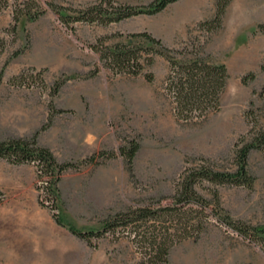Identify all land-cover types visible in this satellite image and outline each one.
<instances>
[{
	"label": "rangeland",
	"instance_id": "1",
	"mask_svg": "<svg viewBox=\"0 0 264 264\" xmlns=\"http://www.w3.org/2000/svg\"><path fill=\"white\" fill-rule=\"evenodd\" d=\"M47 1L65 8L67 22L48 10L36 22L22 19L14 32L12 11L0 12V44L5 45L0 48V140L30 138L40 131L39 144L60 162L78 163L96 154L99 163L63 175L59 211H54L43 203L44 185L34 164L0 160V264H140V249L127 233L85 241L59 225L56 216L76 229L98 230L106 219L129 209L170 203L179 176L202 160L234 169L239 138L264 131V34L258 31L264 0H230L214 31L202 24L215 18L219 0H180L158 14L107 24L77 20L99 5L109 8L108 0ZM156 1L112 0V6L146 12ZM146 32L179 58L227 67L219 112L205 120L179 119L166 89L170 63L164 57L157 56L138 76L106 66L108 48ZM250 74L255 78L244 84ZM19 76L30 85H13ZM41 79L46 88L34 85ZM58 80L66 83L53 96ZM133 141L140 149L129 171L118 154ZM109 152L118 157L109 159ZM248 163L256 179L252 189H217L235 220L260 229L264 153L252 151ZM209 189L216 188L205 184L201 192L209 196ZM166 264H264V245L212 219L198 240L176 244Z\"/></svg>",
	"mask_w": 264,
	"mask_h": 264
},
{
	"label": "trees",
	"instance_id": "2",
	"mask_svg": "<svg viewBox=\"0 0 264 264\" xmlns=\"http://www.w3.org/2000/svg\"><path fill=\"white\" fill-rule=\"evenodd\" d=\"M180 0H157L145 11H135L132 8L114 9L112 0H108L109 8L103 5L94 7L84 13L77 21L95 23L121 22L142 13L158 14L168 6ZM230 0H219L217 13L211 22L202 26L210 31L217 30L222 25V19ZM109 9L113 12L108 13ZM11 10L16 32L22 19L36 22L48 10L55 12L61 20L67 22L69 16L64 14L65 8L47 0H0V12ZM216 25V26H214ZM258 31L264 34V24L258 26ZM142 38V42L137 41ZM137 39V40H135ZM142 43V44H141ZM142 45V46H141ZM1 50L5 45L0 44ZM1 53V51H0ZM21 52H17L15 57ZM157 56L164 57L170 63V72L166 79V89L174 102L176 116L184 121L205 120L221 109L222 96L229 80V73L224 64H213L203 58H179L173 50L165 47L161 40L149 33L132 35L125 43H118L107 49L103 55L106 66L119 74L140 75L146 66L155 63ZM147 78L151 81L152 75ZM255 78L254 74L243 78V83ZM15 86H26L23 76L12 80ZM34 85L46 88L43 79L33 82ZM66 80H58L52 86V95H57ZM1 85V78H0ZM54 109V107H51ZM47 126L42 128V131ZM40 131L30 138H9L0 140V160L15 165L34 164L37 168L39 182L44 185L45 200L54 211H59L60 190L59 183L63 175L71 170H78L81 166L98 164L94 154L81 162H60L54 153L39 144ZM140 145L131 142L129 146L119 149V156L124 158L129 171H133L134 159ZM264 153V131H251L239 138L234 147L233 170H223L210 160H202L186 168L179 176L177 188L172 201L165 206L147 205L127 212L119 213L106 219L98 230L83 231L76 229L59 214L56 221L71 234L85 241L103 238L108 234L116 235L125 232L132 242L140 249V264H166L171 249L185 240H198L214 219L219 224L233 230L244 238H251L264 245V228L250 226L243 221L235 220L222 204L220 191L217 187L233 186L252 189L255 177L249 171V157L252 151ZM109 159L118 157L115 152H109ZM101 155H105L104 152ZM205 184L214 186L209 189V196L203 194Z\"/></svg>",
	"mask_w": 264,
	"mask_h": 264
},
{
	"label": "bare ground",
	"instance_id": "3",
	"mask_svg": "<svg viewBox=\"0 0 264 264\" xmlns=\"http://www.w3.org/2000/svg\"><path fill=\"white\" fill-rule=\"evenodd\" d=\"M172 129V128H171ZM173 130V129H172ZM169 131V130H168Z\"/></svg>",
	"mask_w": 264,
	"mask_h": 264
}]
</instances>
